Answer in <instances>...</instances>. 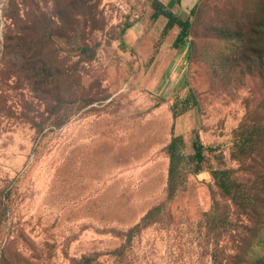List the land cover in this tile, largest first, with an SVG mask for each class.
<instances>
[{"label": "rangeland", "instance_id": "1", "mask_svg": "<svg viewBox=\"0 0 264 264\" xmlns=\"http://www.w3.org/2000/svg\"><path fill=\"white\" fill-rule=\"evenodd\" d=\"M171 1L0 0V264H264V0Z\"/></svg>", "mask_w": 264, "mask_h": 264}, {"label": "trees", "instance_id": "2", "mask_svg": "<svg viewBox=\"0 0 264 264\" xmlns=\"http://www.w3.org/2000/svg\"><path fill=\"white\" fill-rule=\"evenodd\" d=\"M182 0H172L171 4L173 6L175 5H178V4H181ZM160 4V8L156 11L155 15H154V18L156 20H158L160 17L164 16L166 17L169 22H168V25L166 27V34L169 32V31H172L173 29H175L176 26H178L181 31L176 39V43H175V48L176 49H179L186 41V39L188 38V35H189V29L191 27V24L189 21H183L181 19H179L176 14L172 11V7H165L163 4L161 3H158ZM195 150H196V154L197 156H201V146L194 143L193 144ZM172 148L175 147V143L172 144L171 146ZM92 262V261H90ZM87 264H90L87 262Z\"/></svg>", "mask_w": 264, "mask_h": 264}, {"label": "crops", "instance_id": "3", "mask_svg": "<svg viewBox=\"0 0 264 264\" xmlns=\"http://www.w3.org/2000/svg\"><path fill=\"white\" fill-rule=\"evenodd\" d=\"M172 2V1H171ZM169 4V7H172V11L176 14V12H178V10L180 9H184V10H188V9H192L198 2V0H182L181 4L175 5L173 6L172 4ZM180 8V9H179Z\"/></svg>", "mask_w": 264, "mask_h": 264}]
</instances>
